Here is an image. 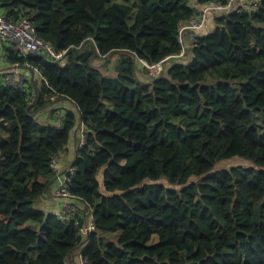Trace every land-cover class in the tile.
<instances>
[{"label": "trees", "instance_id": "trees-1", "mask_svg": "<svg viewBox=\"0 0 264 264\" xmlns=\"http://www.w3.org/2000/svg\"><path fill=\"white\" fill-rule=\"evenodd\" d=\"M228 1L0 0L68 49L61 63L5 48L40 73L19 87L0 70V264H69L79 248L83 212L62 221L37 206L79 122L68 190L95 217L89 264H264V0L212 11L191 58H173L179 22ZM113 53L114 74L96 63ZM167 58L157 75L141 62ZM61 101L76 111L55 113ZM235 159L249 164L216 169Z\"/></svg>", "mask_w": 264, "mask_h": 264}, {"label": "built area", "instance_id": "built-area-1", "mask_svg": "<svg viewBox=\"0 0 264 264\" xmlns=\"http://www.w3.org/2000/svg\"><path fill=\"white\" fill-rule=\"evenodd\" d=\"M263 0H229L227 4L220 3H209L203 6L202 10L191 17L188 20H181L179 22V41L182 45V50L175 57H182L185 52V40L184 35L186 32L191 31L192 42L196 41L197 33L205 27V23L209 19V15L212 11H224V10H235L245 12H255L258 10ZM0 39L7 42L9 47L14 48L17 53L21 56H29L30 54H43L47 58L53 61H60L61 63L66 62L68 59V49L62 51H56L53 45L37 35L36 28L27 17H23L17 21H11L6 16L0 14ZM103 58L105 56H102ZM169 58L160 62L150 64L146 60H141L143 65L147 66L150 70L151 75H157L164 69V64ZM12 70L5 72V83L13 86H25L26 80L31 78L30 73H26L15 66H12ZM35 72L40 73L37 68H34ZM14 77L15 82H10ZM79 142L76 143V148H80L85 143L86 130L83 127L80 131ZM54 166V164H53ZM76 171V168L69 167L65 173L61 176V181L58 189L56 190V196L63 199L64 206L61 212H54L59 215L62 221H66L70 216H74L79 212H83L84 223L81 227L82 241L79 245V263L78 264H89L88 259L82 254L83 248L86 246L89 235L91 232L96 230L95 217L92 209L84 202H73L72 198H75L68 190L69 181L71 176ZM78 222V221H77ZM77 252H75V255ZM77 254V255H78ZM76 255V256H77Z\"/></svg>", "mask_w": 264, "mask_h": 264}, {"label": "crops", "instance_id": "crops-1", "mask_svg": "<svg viewBox=\"0 0 264 264\" xmlns=\"http://www.w3.org/2000/svg\"><path fill=\"white\" fill-rule=\"evenodd\" d=\"M202 7L198 6L197 7V11H199ZM215 19H209L207 20V22L205 23V27L202 29V31L204 30V33H207L210 31L211 28H213L216 25V20L215 23L214 21ZM201 31V32H202ZM200 32V33H201ZM197 34H199V31L196 32ZM192 34L193 32L188 31L185 33L184 35V40H185V52L183 54V58H191L189 51L191 49L192 46ZM9 47V44L5 41H3L2 39H0V64L2 65V71L3 72H7L8 70H12V66L9 65L6 61V53H5V48ZM181 57V58H182ZM174 58V57H173ZM174 59L169 58L164 66L167 67L169 66ZM164 67V68H165ZM26 73H30L28 71H24ZM62 103L60 104L59 108H61L62 111H64V109H73L76 111V107L74 106L73 103L69 102V101H61ZM59 110V114L62 115V112L60 113ZM64 113V112H63ZM43 117L44 120H47L49 118L52 117V113L48 112V110H46L45 112H43ZM84 126L79 122L77 124V127L75 128V131L73 133V137L71 142L67 145V147L64 149V151H62L56 158H55V164H54V169L55 171H58V175L55 178L53 185L50 187L49 191L46 192L40 199H38V202L40 203L39 205H37L39 208L44 209L46 212H61L62 211V207L64 206V200L61 198H58L56 196V190L58 189L59 185H60V181H61V176L63 173H65L67 171V169L73 164V160L76 158L77 152H76V143L77 140L79 139V135H80V130L83 128ZM73 202H77L76 200H72ZM80 251V249L75 250L72 255L71 258L69 259V264H78L79 263V259H80V255L78 254ZM75 252H77V256L75 255Z\"/></svg>", "mask_w": 264, "mask_h": 264}, {"label": "rangeland", "instance_id": "rangeland-1", "mask_svg": "<svg viewBox=\"0 0 264 264\" xmlns=\"http://www.w3.org/2000/svg\"><path fill=\"white\" fill-rule=\"evenodd\" d=\"M119 53H113V54H111V55H109L107 58H102V57H99V59L96 61V63L98 64V65H102L103 66V64H104V66H103V69L104 70H106V71H108V72H110V73H112V74H114L115 73V65H116V61H117V59H118V57H119ZM1 58V57H0ZM1 60V59H0ZM103 63V64H102ZM143 64V63H142ZM142 64H140V70H139V73L140 74H142V73H144V72H146V70H144V67H143V65ZM2 68V65L0 64V70H2L1 69ZM147 74V73H146ZM10 82H15V79H14V77L10 80ZM59 110H61V108H59L55 113H57V114H59ZM48 112L50 113L51 112V109H50V107L48 108ZM63 113V111L61 110L60 111V113ZM260 123H261V125H263L264 126V123H262L261 121H259ZM236 164H244V165H248L249 164V162L248 161H245V160H243V159H235L234 161L232 160V161H223V162H220L218 165H217V167H216V169L218 170V169H222V168H228V167H230V166H232V165H236ZM40 203H38L37 205H39ZM117 234V233H116ZM114 236L115 235H111V237L112 238H114ZM157 239V236H155V240ZM77 255V254H76Z\"/></svg>", "mask_w": 264, "mask_h": 264}, {"label": "water", "instance_id": "water-1", "mask_svg": "<svg viewBox=\"0 0 264 264\" xmlns=\"http://www.w3.org/2000/svg\"><path fill=\"white\" fill-rule=\"evenodd\" d=\"M16 67L30 72L32 77L36 74L35 69L31 65H16Z\"/></svg>", "mask_w": 264, "mask_h": 264}, {"label": "clouds", "instance_id": "clouds-1", "mask_svg": "<svg viewBox=\"0 0 264 264\" xmlns=\"http://www.w3.org/2000/svg\"><path fill=\"white\" fill-rule=\"evenodd\" d=\"M20 69V68H19ZM20 70H22V71H26V70H23V69H20ZM31 77H32V75H31ZM33 78V77H32ZM76 152H77V150H76ZM77 156V155H76ZM55 162V161H54ZM53 164H55V163H53ZM54 167V166H53ZM71 167H72V165H71ZM80 248V247H79ZM79 248H77V249H79ZM73 253V252H72ZM72 255V254H71ZM71 258V257H70Z\"/></svg>", "mask_w": 264, "mask_h": 264}]
</instances>
